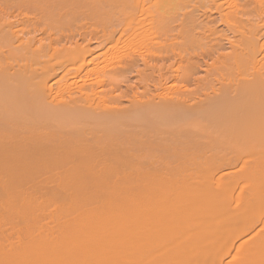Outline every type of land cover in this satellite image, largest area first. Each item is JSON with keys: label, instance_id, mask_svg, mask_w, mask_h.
I'll return each mask as SVG.
<instances>
[{"label": "bare ground", "instance_id": "6f19581e", "mask_svg": "<svg viewBox=\"0 0 264 264\" xmlns=\"http://www.w3.org/2000/svg\"><path fill=\"white\" fill-rule=\"evenodd\" d=\"M33 7L0 15V205L43 195L39 206L78 210L109 233L98 224L119 218L131 236L86 256L76 251L94 234L0 248V264H264V233L237 241L264 206V0Z\"/></svg>", "mask_w": 264, "mask_h": 264}, {"label": "rangeland", "instance_id": "374dc122", "mask_svg": "<svg viewBox=\"0 0 264 264\" xmlns=\"http://www.w3.org/2000/svg\"><path fill=\"white\" fill-rule=\"evenodd\" d=\"M36 2H39V0H0V13H1L0 15L2 16L4 13H6L7 15H10V12H11V15L12 14H16L17 10H19L18 12H20L21 10L24 11L26 8L29 9V11H32V13H33V10H34L33 5ZM17 4H21V5L18 7V9L15 10V8L17 7ZM21 6L22 7H26V8H22L21 9ZM27 9H26V11H27ZM229 9H231V8L228 7V10ZM23 11H21V12L22 13H28L29 12V11L28 12H26V11L23 12ZM2 12H3V14H2ZM35 12H37V11H35ZM29 14H31V13H29ZM7 15L4 14L3 16H7ZM78 19L79 18L76 19V22H78ZM71 22L73 23V21H71ZM70 23H67V25L66 24L63 25V27H61V28H63V30H67L68 27H70V29L71 28L73 29L74 27L77 28L76 26H79V23H77V25L74 26L75 21H74L73 25L70 24ZM61 28H59V29L61 30ZM52 30H54V29H52ZM52 30H51V32L53 33L54 31H52ZM60 30H57V31L60 32ZM55 31H56V29H55ZM198 44H200V43L198 42ZM198 44H195V43L194 44H190L191 47H189V51H191V52H200V51H202L204 49V46H203L204 44L203 45L202 44L198 45ZM201 48H203V49H201ZM3 50L4 49L0 48V52H2L0 54L1 58L4 55L3 54L4 53ZM104 50L105 49H102V51H104ZM102 51L100 50V53H102ZM98 52L96 54H98ZM169 53H170V51H169ZM78 54L79 53H76L74 56L71 55V57L72 56H73L72 58L77 57V56H79ZM101 56L98 58L99 61H101V60L103 61L104 57H106V55H101ZM97 57H98V55H97ZM41 58L42 57H40L38 59H41ZM45 61L46 60L43 59L42 62H45ZM42 62H40V63H42ZM166 63H168V61H166ZM244 73H247V71L243 72L242 75L241 74H237V75L245 77ZM220 74L223 75L224 73L221 72ZM227 75H228V73L226 75H224V76H227ZM129 78H130V74L127 75V79H129ZM118 85L120 86L121 89H126L127 92H128V95L133 94V92L142 90L141 88H138L137 90H136V88H133V92L131 93V90L129 89V87L126 86V82H121ZM123 100H124V102L126 101V99H123ZM227 142H229V141L227 140ZM231 142H232V145H231ZM231 142H229L230 143L229 146H228V144H226L225 146L226 147L228 146L227 147L228 149L231 148L230 146H233L235 149L234 148H231V149H234L235 151H238V150L241 151V149H237L236 150V147H235L236 142H235V144L233 143L234 141H231ZM225 143H226V141H225ZM245 143H243L244 146H245V149L249 150V151H246V150L245 151L248 152L247 154L249 156L248 155L246 156L248 159H246V157L244 156V159L246 160L247 164L250 161V165H251L252 164L251 162H253L255 160L254 159L255 156H252V154H250V153L253 152L252 151L253 148L251 146L252 144L249 143V142L248 143L245 142ZM253 146H255V144ZM226 147L224 148L222 146V148H224V149H227ZM250 147H251V149H249ZM238 162H237V164L240 165V166L237 165L238 167H236V169H239V167H241V163H243L244 161H242V162L238 161ZM237 184L238 183L235 184L236 188L239 186V185L237 186ZM243 184H244L243 182H242V184L240 183V188H241V185H243ZM232 186H234V185H231L230 187H229V185H225V186L222 187L221 191H223V189H224V191H230V190L234 191L236 188L232 189ZM237 190L239 191V188H237L234 193H237L238 192ZM41 196H39L37 198L36 205H33V206H28V207L25 206V207H21V208H18V209L17 208H13L12 209V208L7 207L6 205L2 204V205H4V208H5V209H2V207L0 208V248L2 250L10 251V250H14L16 247H24V246H30L32 248H39V249L43 248V250H45V249L46 250H48V249L54 250L56 247L59 246V244L65 243V242H63V241H65V238H66V240L67 239L77 238L79 241H83V240L87 241L88 240L87 237L89 236V234H92V236L95 235V240L96 241L93 239L94 237L92 238V236H90V240L93 239V241L95 243L92 242L91 245L90 244H86V243L85 244H81L79 246L78 250L76 251V252H78L77 254L86 256L88 251L89 252L91 251V253H103L106 250L108 251V248H109V251H111V249L114 248L112 250H113V252H115V251H117L119 249V246H120L119 244H122L120 241L122 239H124V238H128V237L131 236V235H129V234H131V233H129L130 230H128L129 232L128 231L126 232L124 230L126 233H128V234H126V236L129 235L128 237L123 236V235H125V232H122L123 229H121L122 227H121L120 223L116 222V221L119 220V218H117V216H116L117 219H113L112 218L113 219L112 221H114V222H108V221L104 222L103 221V222H100L99 224L92 222L93 225H95V224L105 225V226H107V229H108V227H111V230H113L111 233H109V232L105 231L103 227L100 226L101 229H98L100 227L97 226L95 228H97L99 230L98 231L97 229H92L93 227L91 228L90 227L91 225L88 226L90 223L88 221L87 222L89 224L86 223L85 218L82 219V221H81L82 217L81 218L77 217V213L80 212L78 210H55L52 207H50L49 205H45V204H43V206H39L41 203H43L41 201V199L45 200V198H44L45 196H43V195H41ZM0 198L5 199L6 196L2 197V195H0ZM37 204H38V206H37ZM2 205H0V206H2ZM6 207H7V209H6ZM112 210H113V212L111 211L112 214L113 213H115V214L121 213L120 210H115V209H112ZM130 210H131V215H132V212L134 213V211H132L133 209H130ZM127 211H129V210H127ZM263 211H264V206L259 208L257 211L253 212V215H249V216H248V214L245 215V216H247V220H249V221L250 220L254 221L255 219L253 220V218H255V216H257L256 220H259L258 221L259 223L257 224V226H255V228L253 229L254 231H252L251 234L249 233L247 236L244 235V238L243 237H241V238L239 237L240 239H238L237 241L240 242L241 240L243 241L244 239H248L249 241H253V239L255 240V237H257L256 236L257 232L259 233L258 237H259L260 234L264 233V231H262V229H264V228H259L260 227L259 225L262 226L263 223H264V219H262V221L260 220L261 219L260 216L262 218L264 217L263 215H261V214H264ZM123 212H125V209L122 211V213ZM250 212H252V211H250ZM127 213L130 214V212H127ZM255 213H256V215H254ZM249 214H252V213H249ZM133 216H134V214H133ZM75 217L80 218V219L79 220L78 219H74ZM248 218H251V219H248ZM83 220H85V221H83ZM260 221H261V223L262 222L263 223L261 224ZM101 230H102V232H100ZM88 231L90 233H88ZM87 233H88V235H87ZM132 234L134 235L135 233H132ZM115 235L117 237L119 236L117 238L118 239L117 242H116V239H115V237H116ZM261 236L262 235H260V237ZM248 240H246V241H248ZM112 241L113 242L115 241V242L112 243ZM239 242H237V243H239ZM96 243H98V244H96ZM115 243H119V244H117L118 247H117V245ZM112 244H113V247H111ZM88 246H94L93 247L94 249L91 250V247H88ZM95 247H96V249H95ZM99 247H101V248H99ZM103 247H104V249H103ZM116 247H117V249H115ZM40 250H42V249H40ZM102 250H103V252H102ZM230 258L232 259V255H228L227 257H225V261L230 260Z\"/></svg>", "mask_w": 264, "mask_h": 264}]
</instances>
